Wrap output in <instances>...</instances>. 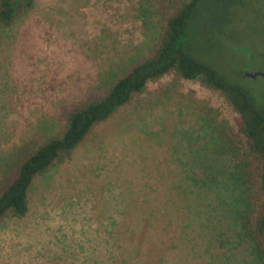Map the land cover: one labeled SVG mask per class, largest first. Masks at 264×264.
<instances>
[{
	"label": "rangeland",
	"instance_id": "374dc122",
	"mask_svg": "<svg viewBox=\"0 0 264 264\" xmlns=\"http://www.w3.org/2000/svg\"><path fill=\"white\" fill-rule=\"evenodd\" d=\"M141 12L172 9L163 0H36L23 17L0 27V173L24 145L57 136L68 107L101 96L131 60L149 53L163 16L145 21ZM231 13L225 34L201 38L195 32L196 56L260 105L264 77L245 73H264V0H241ZM202 106L237 129L239 115L218 91L173 74L149 83L98 124L70 162L35 178L26 216L0 222V264H110L109 233H99V219L106 211L105 221H120L114 211L128 207V192L144 183L153 186L154 204L164 186L143 176L171 157L178 127L192 138L193 144L186 139L191 150L206 145L200 123H188L193 107ZM152 247L156 264L190 263L158 240Z\"/></svg>",
	"mask_w": 264,
	"mask_h": 264
},
{
	"label": "trees",
	"instance_id": "16d2710c",
	"mask_svg": "<svg viewBox=\"0 0 264 264\" xmlns=\"http://www.w3.org/2000/svg\"><path fill=\"white\" fill-rule=\"evenodd\" d=\"M163 2L172 13L139 15L145 21L163 16L149 53L131 60L101 96L68 107L57 136L24 145L1 170L0 222L25 217L35 178L70 162L98 124L143 94L149 83L173 74L218 91L239 115L238 127L213 108L193 107L188 123H200L206 145L191 150L192 138L176 128L171 157L157 160L143 176L164 186L154 194V204L149 203L153 186L144 183L135 193L133 188L128 192L133 206L129 202L123 211H114L120 221H105L106 211L99 219L104 226L99 233H109L105 242L110 264H156L155 240L168 253L186 255L189 264H264V103L258 105L243 86L196 56L195 32L201 38L225 34L232 8L241 0ZM35 3L0 0V27H9Z\"/></svg>",
	"mask_w": 264,
	"mask_h": 264
},
{
	"label": "water",
	"instance_id": "95a60500",
	"mask_svg": "<svg viewBox=\"0 0 264 264\" xmlns=\"http://www.w3.org/2000/svg\"><path fill=\"white\" fill-rule=\"evenodd\" d=\"M259 75L264 77V73H245V76L252 77V78H255L256 76H259Z\"/></svg>",
	"mask_w": 264,
	"mask_h": 264
}]
</instances>
